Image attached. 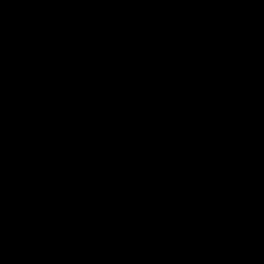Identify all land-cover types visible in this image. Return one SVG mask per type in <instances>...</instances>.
Segmentation results:
<instances>
[{
    "label": "rangeland",
    "instance_id": "374dc122",
    "mask_svg": "<svg viewBox=\"0 0 264 264\" xmlns=\"http://www.w3.org/2000/svg\"><path fill=\"white\" fill-rule=\"evenodd\" d=\"M77 1L95 36L47 0H0V185L25 223L2 239L0 264H264V137L246 125L264 75V0H229L230 14L210 15L225 33L241 24L218 53L212 38L203 56L169 47V79L183 72L171 129L167 105L145 95L150 64L132 53L154 0ZM162 7L188 34H213L194 11ZM28 44L48 59L27 57ZM98 194L104 225L83 240L73 217ZM57 240L78 246L75 256L61 259Z\"/></svg>",
    "mask_w": 264,
    "mask_h": 264
},
{
    "label": "crops",
    "instance_id": "0c3cea01",
    "mask_svg": "<svg viewBox=\"0 0 264 264\" xmlns=\"http://www.w3.org/2000/svg\"><path fill=\"white\" fill-rule=\"evenodd\" d=\"M203 1L204 0H202V2ZM228 1L229 0H220L218 3L216 1L211 2L210 5H208L209 3H207V5L203 6L199 4L193 5L192 3L187 5L186 3H182L180 0H154L153 7L155 8H153L150 12L151 26L146 25V23L148 22L141 20V18L144 16V10L147 8L145 7L146 2L144 3V7H142L141 14L139 15V18L137 20V26H135L138 28V34L135 37L132 36L134 38L135 47V50H132V53L134 56L141 59V62L150 64L147 69L152 70L151 74H148L146 72V76H144L142 79L151 78L154 80L153 84H151V87H146L147 91L145 95H147L148 93L151 95L150 98L147 97V101L152 106L156 102H160V100H162V104L164 103L165 106L167 105L166 108H169V111L171 112L169 113V115H167L168 119L165 118V124L169 129L174 127L177 121V112L179 111L180 106L172 97L175 94L174 92L177 86V79H181V75L183 74V72L174 73L173 77L170 76L169 79V75L167 74L168 68L165 65V63L168 61L167 55L170 51L169 47H172L170 48L171 51L173 48L174 50H176V47H181L185 56L192 55L193 50H200V53L203 56V53H205L203 49L207 50L210 46V41L208 38H212V46L216 47L217 53L219 52V47L225 40L226 34L240 40L241 35L239 31H241V24H236L237 33L235 32L234 26L228 29V33H225V31L227 30L226 24L221 20V18L220 20L210 19V15L212 17H215L216 15H218V13H220L221 15L230 14V10L226 8V3ZM161 5H167L171 8L176 7L177 12L184 10L183 12L187 14L188 12L194 11V15L200 17V29H203L206 32L212 31L213 34H210V32L209 36L206 35L205 32L203 33L204 35L202 33L188 34L185 29L177 26L178 20L174 19L173 16L167 14L166 9H164L163 7L161 8ZM182 5H186L185 8L182 7ZM169 11L170 9L168 10V13ZM249 27H251V24L249 25ZM249 27L245 24L243 30L253 29ZM149 29H151L150 34L147 33V30ZM133 38H130L129 41H131ZM150 50L152 51V54L149 52ZM161 78H166L168 79V81H165V83L162 84ZM162 127L165 128L163 124ZM79 155L81 154H78V156ZM81 158L83 162H85V159H91V156H86L83 154L81 155ZM90 198L93 203L96 202V199H101L100 194H98L97 197L93 196ZM92 202H88L89 204H87V202H84L83 204H85L87 208H82V210L80 209L79 212H77V214L75 213L76 215H74L73 217V223L81 222L84 224V232L81 234L83 240H92L94 238H97V235L102 231V225H104L102 222V218L105 215L104 213H106V211L108 210V206H105L101 210H98V205L95 206V203L92 204ZM99 205H101V203H99ZM55 217L57 218V215H55ZM80 218L81 220H79ZM71 227L73 226L71 225ZM78 243L81 245L80 242Z\"/></svg>",
    "mask_w": 264,
    "mask_h": 264
},
{
    "label": "trees",
    "instance_id": "16d2710c",
    "mask_svg": "<svg viewBox=\"0 0 264 264\" xmlns=\"http://www.w3.org/2000/svg\"><path fill=\"white\" fill-rule=\"evenodd\" d=\"M48 3L52 6H56L59 9V14L62 13L63 16H66L68 19L74 20L78 28L80 29V36L81 37H87L89 36H95L96 31L88 30L87 26H84V21L85 19L88 21L87 17L88 15L84 12H88L89 9L86 7V4H82L81 2L77 0H47ZM70 27V26H69ZM68 27V28H69ZM90 36V37H91ZM41 46V45H39ZM38 46V50L42 49L41 47ZM37 49V48H36ZM34 45L33 44H28L26 46L27 52V57H36V58H42V59H48V56L46 54H36L34 52ZM264 100V75L261 79V83L259 88L257 89L255 98H252L249 103H248V115L246 119V125L253 129L254 131L258 132L260 135L264 137V104L262 102ZM9 188V187H8ZM4 186L0 185V196H2V192H4ZM15 192H18L19 194H22L23 196H29V193L26 191H21V190H15ZM16 195H14V192L12 191L8 195L2 196L4 197V200L0 202V244L4 243L3 238H6L7 240H14L20 231L25 228V223H22L21 221H15L14 217L16 215V211H19L21 207L18 208H11L16 206V204H19L20 201L16 200L15 198ZM36 208L35 210H37ZM55 217V216H54ZM59 220V217H58ZM55 232L57 233L60 238L62 239L63 237V231L53 229L52 233ZM67 240V239H65ZM73 244V242L68 239V243ZM58 244L57 246L60 245L62 253L60 254V258L63 259L66 256H75V248L78 247L74 245L67 246L66 244L64 245V240L60 242V240H57L55 245ZM199 254H203V251H200ZM205 256V254H204Z\"/></svg>",
    "mask_w": 264,
    "mask_h": 264
}]
</instances>
